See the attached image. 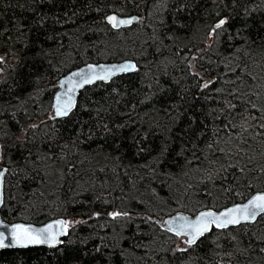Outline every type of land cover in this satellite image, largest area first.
Listing matches in <instances>:
<instances>
[{"label":"trees","instance_id":"1","mask_svg":"<svg viewBox=\"0 0 264 264\" xmlns=\"http://www.w3.org/2000/svg\"><path fill=\"white\" fill-rule=\"evenodd\" d=\"M116 10L140 19L112 29L103 17ZM217 13L236 14L233 33L242 20L248 28L201 52L197 67L220 75L201 93L186 61L203 48ZM261 37L264 0H0V54L13 57L0 75V168L8 169L1 216L8 222L84 221L73 224L56 247L0 249V264H72L74 256H82V264H264V214L244 226L213 228L186 253L174 251L184 246L180 237L155 223L178 211L219 209L264 189V139L245 136L241 147L253 160L241 164L245 172L222 168L245 156H236L235 137L226 143L225 133L216 132L220 120H213L218 112L212 111L224 107L233 87L224 83L235 80L226 63H247L264 83ZM124 58L136 61L138 70L84 87L71 120L47 118L61 75L86 62ZM234 86L247 91L244 84ZM221 87L223 92L213 91ZM233 117L242 123L240 109ZM113 121L126 127L117 132ZM101 122L116 133L118 150L116 137L101 134ZM33 123L38 126L31 128ZM81 128L84 135H78ZM90 130L95 135L88 138ZM214 140L219 143L207 148ZM162 144L168 146L163 159ZM115 209L133 219L107 216ZM101 240L100 251L93 252Z\"/></svg>","mask_w":264,"mask_h":264},{"label":"snow or ice","instance_id":"2","mask_svg":"<svg viewBox=\"0 0 264 264\" xmlns=\"http://www.w3.org/2000/svg\"><path fill=\"white\" fill-rule=\"evenodd\" d=\"M231 2L233 5L237 4V0H231ZM179 7L183 8L185 5L181 4ZM224 7L227 8L228 5L225 4ZM245 12L247 13V9H245ZM118 13L119 10H116L103 17L112 29L119 30L140 19L138 16L122 17ZM235 15V13L230 15H221L217 13L214 22L208 25V39L203 41V48H195L190 58L186 61L189 75L196 80V86L201 90V93L220 81V75H211L202 65L199 68L197 67L198 62L204 59V57L201 56V52L206 49H211L221 43L222 36H227L228 39L231 40L235 36H240L241 31L248 28L246 21L242 20V27L236 28L233 33L230 29V24ZM42 22L43 21H41V23ZM241 38L245 39L244 37ZM261 39L264 40V37H261ZM4 59L5 57L0 55V61ZM225 67L235 76V80L224 81L225 84L233 85V87L228 90V99H222L221 101L224 107L218 110H212L218 112V115L214 116L213 120H220V126L216 129V132L225 133L226 143H231L233 137L236 138V156H245L244 161L229 159L221 167H237L239 171L243 173L246 167H242L241 164L244 163L246 165L253 162L252 157L246 154L244 148L241 147V144L247 145L248 141L245 139V136H249V138L258 136L264 139V83L259 82V78L249 71L248 64L243 61L241 64H236L235 67L226 63ZM137 70V62L131 59L123 60L116 64L85 65V68L78 69L76 72L72 73L71 76L64 77L62 81H60L61 88H66V90L55 92L54 102L51 105L52 113L47 118L52 121H56L58 118H68L71 120L72 117L76 115L74 109L77 108V102L74 94L77 89L98 79L102 81H111L113 77L120 73L134 72ZM0 71H3V69H0ZM262 71H264V69H262ZM209 76H211L210 79L208 78ZM72 77H76L77 79L74 80ZM245 78L251 81V83L246 84ZM237 82L244 84L247 91L243 92L240 88L235 87L234 85ZM149 87H151V85H149ZM113 91L117 90L113 89ZM213 91L221 93L224 91V88H215ZM151 99L152 95L145 97V100L150 101ZM233 101L236 102L233 103ZM141 103H143V101H141ZM132 107L135 108L136 105L133 104ZM169 107L174 108L175 105H170ZM237 109H240L242 123H237L233 117ZM118 115L123 117L126 114L119 113ZM112 123L113 128H115L117 132L126 127V124L114 121ZM37 126L38 125L35 123L30 125L31 128H36ZM249 129L252 130L251 133H249ZM100 130L102 135L106 136L107 134H112L113 137H116V133H113L112 128H109L106 123H100ZM204 134V131L200 132L201 136ZM78 135H84L83 128L80 129ZM93 135H95V133L90 130L88 138H91ZM143 135L144 138L147 139L149 133L145 132ZM114 142L118 150L119 138L116 137ZM218 143L219 140H214L213 143L207 145V148L212 149ZM142 150L143 147L138 145V151ZM217 151L224 152L225 150L217 148ZM232 151L233 149L231 147L227 149L228 153H232ZM167 153V144H162L158 153L159 157L163 159L166 157ZM261 171H264V168H261ZM7 172L8 169L6 167L0 168V205H3L5 202L4 178ZM258 214H264V191H257L255 194L251 195L245 203H233L231 206L225 207L222 211H215L213 208H205L203 211H200L194 219L189 218L187 215L177 213L176 217L169 218L164 223L160 221H155V223L159 224L161 228H166L168 231L174 233L176 237H183L182 244L184 246L177 245L174 251L186 253L192 247L199 248L208 239V236L211 235L213 227L225 230L228 229L230 225L244 226V224L248 222L257 221ZM92 215L100 216L101 213L93 212ZM107 216L111 217L113 220L127 218L128 221H131L133 219L129 211H121L120 209L107 212ZM148 219L151 220L153 218L149 217ZM81 222L84 221H70L61 217L59 219L50 220L48 223H44L38 227L28 222L9 223L4 219H0V248L6 246L5 241L9 238H11L16 245L22 247L35 244H47L49 246L62 244L64 241H62L60 237L62 235L69 236V228L73 224ZM257 238L262 239L261 237ZM231 239L235 240L236 238L232 237ZM68 243L71 244L73 241L69 240ZM81 243H87V239H82ZM102 246L103 241L101 240V244L94 245L92 251L99 252ZM262 251H264V249H262ZM88 254V252H84L82 255L86 256ZM72 264H82V256H74Z\"/></svg>","mask_w":264,"mask_h":264},{"label":"water","instance_id":"3","mask_svg":"<svg viewBox=\"0 0 264 264\" xmlns=\"http://www.w3.org/2000/svg\"><path fill=\"white\" fill-rule=\"evenodd\" d=\"M111 13V12H110ZM107 14H109V13H107ZM106 14V15H107ZM120 16H122V17H128V16H137V15H121V14H119ZM134 22H136V21H134ZM133 22V23H134ZM132 23V24H133ZM131 24V25H132ZM110 26V25H109ZM128 26H130V25H128ZM128 26H124V27H128ZM129 59H131V58H124V59H120V60H116V61H99V62H86V63H83V64H81V65H79V66H77V67H74V68H72V69H70L69 71H67L66 73H64L63 75H61L59 78H58V80H57V85H58V87H57V89H56V91L55 92H57V91H61V90H66V88L65 89H62L61 88V86H60V81H62V79L64 78V77H69V76H71V74L72 73H74V72H76L78 69H83V68H85V65H88V64H116V63H120V62H122L123 60H129ZM131 60H133V59H131ZM121 74V73H120ZM119 75V74H118ZM74 80L75 79H77L76 77H72ZM96 82H108V81H102V80H96V81H93L92 83H90V84H85L82 88H79V89H77V91L75 92V99H76V101H77V97H78V95H79V92L84 88V87H86V86H89V85H92V84H94V83H96ZM55 92H54V95H53V98H52V103L54 102V96H55ZM3 168V167H2ZM257 191H264V189H261V190H255V191H253L245 200H243V201H240V202H234V203H245L249 198H250V196L251 195H253V194H255V192H257ZM231 204H233V203H231ZM231 204H228V205H226V206H224V207H221V208H219V209H213V210H215V211H222L225 207H229V206H231ZM0 208H1V205H0ZM205 208H201V209H199V210H197L194 214H188V213H185V212H180V211H178V212H174V213H172V214H169V215H165V216H163L162 218H159V219H156V221H160L161 223H164V222H166L169 218H172V217H176V215H177V213H181V214H184V215H187L189 218H192V219H194L195 217H196V215H198V213L200 212V211H203ZM259 215H261V214H258V216ZM59 218H61V217H50V218H48L47 220H45V221H43V222H41V223H32V222H28V223H32V224H35V225H37L38 227L39 226H41L42 224H44V223H48L50 220H53V219H59ZM258 218V217H257ZM0 219H3L2 218V216H1V213H0ZM67 220H70V219H67ZM8 222V221H7ZM14 222H26V221H11V222H9V223H14ZM254 222V221H253ZM248 223H252V222H248ZM230 226H236V225H230ZM229 226V227H230ZM213 228H215V227H213ZM164 229H166V228H164ZM170 232V231H169ZM172 233V232H171ZM174 234V233H173ZM66 236H61L60 237V239L62 240V241H64V238H65ZM5 247H3V248H24V247H31V246H46V247H56V246H58V245H60V244H58V245H55V246H49V245H47V244H35V245H27V246H19V245H16L12 240H11V238H9V239H7L6 241H5ZM3 248H0V249H3Z\"/></svg>","mask_w":264,"mask_h":264},{"label":"rangeland","instance_id":"4","mask_svg":"<svg viewBox=\"0 0 264 264\" xmlns=\"http://www.w3.org/2000/svg\"><path fill=\"white\" fill-rule=\"evenodd\" d=\"M207 39H208V37H207ZM0 55H4V54H0ZM12 61H13V57H11V56H9L8 58H6L5 57V59L0 63V69H3V71H0V75H2V73L3 72H5V70H6V67L8 66V65H10L11 63H12ZM6 66V67H5ZM51 113H52V108H51V110H50V112H49V116L51 115ZM47 176L51 179V180H54V179H56L57 177V174H55V176H52V175H50L49 174V169H48V174H47ZM75 221V220H74ZM182 239H183V237H180V241H182Z\"/></svg>","mask_w":264,"mask_h":264}]
</instances>
